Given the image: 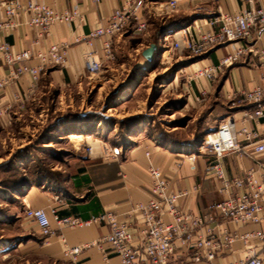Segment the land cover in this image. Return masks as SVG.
I'll return each mask as SVG.
<instances>
[{
    "label": "crops",
    "instance_id": "0c3cea01",
    "mask_svg": "<svg viewBox=\"0 0 264 264\" xmlns=\"http://www.w3.org/2000/svg\"><path fill=\"white\" fill-rule=\"evenodd\" d=\"M8 1L0 0V21L6 19L5 3ZM43 1L58 12L78 8L82 18L71 24H55L51 27L48 35L42 36L40 30L25 25L29 16H22L20 18L21 25L15 30L6 34L0 33V44L6 42L12 45L14 51L29 49L35 53L49 48L52 44H68L70 46L68 63L64 66L56 65L47 68L36 85L33 84L30 75H24L18 80L7 83L4 91L0 93V103L10 107L4 120L0 123L3 128L12 126L15 117H18L27 106L34 104L40 95H46L47 90L55 88L63 93L67 89L81 88L86 80L92 79L87 72L85 56L90 51H95L102 56L103 39L95 41L92 47L85 42V39L96 28L107 26L115 10L130 6L135 0H106L100 4L93 3L92 0ZM170 5V0H145L143 8L138 14V22L145 23L149 27L153 18L170 16L173 12ZM259 5L264 6V0H260ZM246 7L243 0H201L198 3L191 0H179L177 11L183 16L195 18V24L189 30L193 39L198 40L205 32L219 28L210 26L209 22L213 17L219 13H240ZM138 22L133 20L126 32L113 40L114 58L104 60L103 70L98 75L100 78H97L98 82L103 77L102 73L105 67L111 71L117 69L113 66L116 65L120 55L121 41L134 39L140 35V31L137 29ZM241 45H245V43L235 44L237 47ZM250 45H254L257 49H264V41L255 43V40L252 39ZM147 48L141 52L143 67H147L149 64V61L143 57V52ZM232 51L233 48L227 45L215 48L208 59H204L194 66L191 75L201 67L219 64ZM27 64L35 66L37 61H30ZM13 70V67L0 61V80L7 78ZM224 70L227 73L219 95L231 106L235 94L264 85V61L260 56L248 54L235 65ZM182 88L188 93V102L195 104L194 96L199 95L200 90L203 89L209 90L208 100L216 88V82L208 84L206 81L198 80L192 86L182 84ZM17 95L21 96L24 102L23 108L20 106L21 103L16 100ZM231 106L225 108V113L220 117V121L230 113H235L237 117H240L244 108L251 107V105L240 106L231 110ZM257 129L263 133L264 124L257 126ZM75 136L78 135H73L72 139ZM72 141L74 142V140ZM147 152L151 153L163 176L169 181L171 190L177 193L188 192V195L181 196L177 200V205L181 210L208 218L207 226L213 229L216 237L223 238L226 234L234 235L240 230L236 224L223 221L213 210V206L223 197L217 192L218 184L212 178L209 156L168 149L147 140L133 145L117 159L109 157L101 160L99 156H96L77 161L76 172L71 175L66 188H47L44 191H36L31 194L27 203L31 206L46 207L50 200L59 197L58 201L54 200L53 206L60 218L79 217L87 220L105 212L113 213L119 222L126 223L133 229L137 236L135 246L138 247L145 229V222L139 214L133 211V204L151 196L145 164ZM249 154H253V156ZM192 155H194V159L191 158ZM257 161L264 162V154L258 152L255 146L247 147L243 153H230L223 158L225 175L228 179L243 176L255 166ZM195 186H199L198 192L192 191ZM160 215L166 222L171 221V218L163 212ZM23 222H25L24 228H33L40 234L35 224L26 219ZM249 229L252 227L244 228L242 231ZM108 231V228L101 227L82 230L64 229L57 233L53 245L46 243L44 245L52 257L62 258L66 257L65 252L68 247L87 244L92 238L104 236ZM203 233H206V229L203 230ZM256 253L261 254L264 258L263 247L258 246ZM194 254L195 249L178 243L169 264H211L207 261L195 262ZM243 257L244 247L240 242H237L231 250L220 252L217 260L220 264H232ZM69 260L74 264H122L118 257L105 260L95 248L84 249L77 255L75 261Z\"/></svg>",
    "mask_w": 264,
    "mask_h": 264
},
{
    "label": "built area",
    "instance_id": "2783aa9c",
    "mask_svg": "<svg viewBox=\"0 0 264 264\" xmlns=\"http://www.w3.org/2000/svg\"><path fill=\"white\" fill-rule=\"evenodd\" d=\"M105 1L92 0L97 4ZM178 1L170 0L172 10L178 7ZM191 1L198 3L201 0ZM259 1L243 0L247 7L240 13H219L209 22L212 28L215 26L219 28L205 32L198 40L189 44L188 47L198 56L217 46L227 45L233 48L219 64L196 69L188 80L190 86L193 81L198 80L206 81L208 84L216 82L225 68L235 65L248 54L260 56L264 61V49L250 45L252 39L255 43L264 41V6L259 5ZM144 2L145 0H135L132 5L115 10L107 26L96 28L85 39L90 47L95 41L103 39L102 56L95 51H90L85 56L90 77L101 74L105 59L114 58L113 40L122 36L133 20L139 21L138 14ZM5 12L6 19L0 21V33L4 34L21 25L22 16H29L25 25L40 30L42 36L48 35L55 24H71L82 18L78 8L58 12L43 0H9L5 3ZM137 29L143 32L147 25L138 22ZM239 43L245 45L235 46ZM69 48L68 44H52L49 48L35 53L29 49L14 51L9 43H1L0 61L14 70L7 78L0 80V93L4 91L7 83L24 75H30L33 84L36 85L47 68L68 63ZM34 60L37 61V65L27 64ZM208 94V89L200 90V94L194 96V103L203 105ZM16 100L23 108L21 96L17 95ZM247 105L251 107L244 108L240 117L230 113L223 118L215 132L206 136L200 150L201 154L211 158L209 161L211 175L218 184L217 192L223 197L213 206V210L223 221L232 222L240 227L234 235L216 237L213 229L207 226L208 218L181 210L177 200L188 195V192L177 193L171 190L169 181L163 176L150 152L146 153L145 164L151 196L133 204V211L145 222L138 247L135 246L137 236L133 229L128 224L119 222L113 213L105 212L87 220L79 217L60 218L53 206L54 200L58 201L59 197L50 200L46 207L31 206L27 202L31 194L40 191L38 189H34L36 191L32 189L25 199L24 218L37 226L45 243L49 245L55 243L57 233L64 229L82 230L93 227L109 229L107 234L94 237L87 244L68 247L65 256L73 260L84 249L95 248L105 260L118 257L122 264H169L176 245L180 243L195 249V262L220 264L217 260L218 254L224 250H231L235 243L240 242L244 247V257L232 264H264V258L256 253L258 246L264 248V162L257 161L243 176L231 179L226 177L223 164L226 155L243 153L249 146H255L258 152L264 154V132L261 133L257 129V126L264 124V85L235 94L231 110ZM9 110V106L0 103V123ZM97 142L103 149L108 150L105 142L99 140ZM120 151L117 148L110 149V158H119ZM90 152L92 153L91 147ZM191 158L194 159V155ZM199 190V186H195L192 191ZM161 212L169 216L171 221L166 222L161 217ZM249 227L252 229L242 231Z\"/></svg>",
    "mask_w": 264,
    "mask_h": 264
},
{
    "label": "rangeland",
    "instance_id": "374dc122",
    "mask_svg": "<svg viewBox=\"0 0 264 264\" xmlns=\"http://www.w3.org/2000/svg\"><path fill=\"white\" fill-rule=\"evenodd\" d=\"M172 11L153 18L137 38L121 41L117 69L105 67L99 82L93 76L81 88L47 90L12 126H0V264H74L52 257L44 237L24 228L25 199L32 189L66 188L76 162L95 157L91 146L102 148L97 140L108 144L101 160L110 157V149L122 156L142 140L198 155L215 132L231 106L219 95L227 71L203 105L188 102L182 84L190 86L194 66L219 46L193 53L189 29L195 22L171 25L169 18L184 17ZM152 44L156 50L143 67L141 52ZM73 135L93 137V144L73 142Z\"/></svg>",
    "mask_w": 264,
    "mask_h": 264
},
{
    "label": "bare ground",
    "instance_id": "6f19581e",
    "mask_svg": "<svg viewBox=\"0 0 264 264\" xmlns=\"http://www.w3.org/2000/svg\"><path fill=\"white\" fill-rule=\"evenodd\" d=\"M93 137H80L79 135L78 136H75L72 140H74L75 142H79L81 143L82 141H87L90 145L93 144ZM91 149H92V154L96 157V156H99L100 154H104L107 149H103V148H98L96 146H91Z\"/></svg>",
    "mask_w": 264,
    "mask_h": 264
},
{
    "label": "trees",
    "instance_id": "16d2710c",
    "mask_svg": "<svg viewBox=\"0 0 264 264\" xmlns=\"http://www.w3.org/2000/svg\"><path fill=\"white\" fill-rule=\"evenodd\" d=\"M194 20H195V18L194 17H190V16H184V17H181V18L180 17L177 18V17L174 16L172 18H169L168 22L171 25H176V24H179L180 21L181 22H186V21L192 22Z\"/></svg>",
    "mask_w": 264,
    "mask_h": 264
},
{
    "label": "water",
    "instance_id": "95a60500",
    "mask_svg": "<svg viewBox=\"0 0 264 264\" xmlns=\"http://www.w3.org/2000/svg\"><path fill=\"white\" fill-rule=\"evenodd\" d=\"M156 50V45L152 44L150 45L149 48H147L144 52H143V57L147 60V61H151L153 54Z\"/></svg>",
    "mask_w": 264,
    "mask_h": 264
}]
</instances>
